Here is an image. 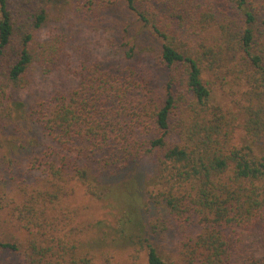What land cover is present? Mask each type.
<instances>
[{"label":"trees","instance_id":"trees-1","mask_svg":"<svg viewBox=\"0 0 264 264\" xmlns=\"http://www.w3.org/2000/svg\"><path fill=\"white\" fill-rule=\"evenodd\" d=\"M123 1L160 41L168 69L165 97L148 114L149 125L140 119L144 105L140 112L126 105L129 79L98 63L83 61L77 86L46 104L13 99L11 90L27 87L31 73L57 66L68 36L47 30L52 0H0V122L9 130L6 122L34 118L50 141L23 152L51 187L16 206L26 236L0 240V264H264V154L254 152L264 147V0ZM97 4L109 8L112 1ZM217 81L239 90L230 105L211 100ZM238 131L246 143L235 141ZM149 157L147 182L156 189H146V203L167 214L175 258L142 237L129 211L131 193L143 197L137 173L127 179L130 193L112 191L114 207L127 210L121 235L140 249L124 263L83 249L59 209L68 184L79 181L95 194L93 181ZM245 231L260 235L258 256Z\"/></svg>","mask_w":264,"mask_h":264},{"label":"rangeland","instance_id":"rangeland-1","mask_svg":"<svg viewBox=\"0 0 264 264\" xmlns=\"http://www.w3.org/2000/svg\"><path fill=\"white\" fill-rule=\"evenodd\" d=\"M98 1L52 0L47 30L65 33L68 47L57 66L48 74L40 71L31 73L27 87L11 90L10 94L25 106L40 102L46 104L56 95L66 94L77 86L83 61L91 66L98 63L102 68L110 67L120 80L129 79V89L123 96L129 103H126L127 107L140 112L144 105L140 119L146 125L152 124L148 114L155 105L162 104L168 78V69L159 59L160 41L126 9L123 0H111L109 8L101 9L98 8ZM157 1H160V5L165 0H152V3ZM129 53L132 54L131 58L126 56ZM219 84L217 81V87H213L211 100L230 105L234 97L239 95V90L231 89L228 84ZM26 117L17 120L19 125L6 122L9 130L0 122V240L24 239L26 234L15 218L16 206L26 204L31 196L51 189L44 176L29 167L23 152V149L33 148L38 141L48 145L50 140L32 121L33 117ZM148 135L153 136L155 133L151 131ZM235 141L246 143L248 140L242 131H238ZM254 152L264 154V147L254 146ZM153 160L149 157L136 161L118 175L93 181L96 184L95 194L79 181L68 184L66 191L70 196L62 200L59 209L71 218L68 229H71L83 249L98 256L111 254L122 263L126 261L127 253L140 249L139 245L125 242L121 235L120 225L128 219L127 210L123 204H120L119 210L114 207L118 202L113 196L116 192L112 191L117 187L119 195L130 193L127 184L131 183L127 179L137 173L140 175L143 197L138 199L131 193L134 204L129 211H134L142 237L147 236L167 259L175 258V235L168 229L167 214L159 206L151 207L146 203V189H156L155 185L147 182L153 170ZM32 203L37 206V202ZM243 235L246 244L258 256L261 250L260 235L247 231Z\"/></svg>","mask_w":264,"mask_h":264}]
</instances>
